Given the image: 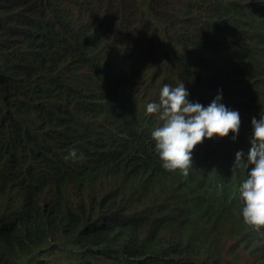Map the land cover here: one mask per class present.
I'll return each mask as SVG.
<instances>
[{"label": "trees", "instance_id": "trees-1", "mask_svg": "<svg viewBox=\"0 0 264 264\" xmlns=\"http://www.w3.org/2000/svg\"><path fill=\"white\" fill-rule=\"evenodd\" d=\"M181 81L240 114L188 175L145 111ZM262 107L264 0H0V264H264L233 167Z\"/></svg>", "mask_w": 264, "mask_h": 264}, {"label": "clouds", "instance_id": "clouds-1", "mask_svg": "<svg viewBox=\"0 0 264 264\" xmlns=\"http://www.w3.org/2000/svg\"><path fill=\"white\" fill-rule=\"evenodd\" d=\"M146 113H158L161 124L151 131L153 150L161 167L170 172L188 175L192 151L204 139L223 138L231 132L235 140L240 128L239 110L222 102V91L207 105L189 99L183 81L175 86L163 84L158 100L146 104ZM250 147L235 153L233 167L244 163L247 171L238 189L240 213L253 230H264V107L251 121ZM72 149L70 155H75ZM66 159L68 157H65Z\"/></svg>", "mask_w": 264, "mask_h": 264}]
</instances>
